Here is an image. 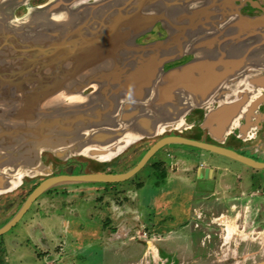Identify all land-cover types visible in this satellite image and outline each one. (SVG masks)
I'll return each mask as SVG.
<instances>
[{
  "label": "water",
  "instance_id": "1",
  "mask_svg": "<svg viewBox=\"0 0 264 264\" xmlns=\"http://www.w3.org/2000/svg\"><path fill=\"white\" fill-rule=\"evenodd\" d=\"M24 1L0 0V190L10 187V177L13 174L38 169L42 164L39 154L44 149H55L57 154L67 148L72 153L104 159L115 155L134 140L159 135L158 130L162 129V124L172 123L180 114H176L177 111L191 106L190 82L193 72L198 68L203 72L201 76L206 79L202 81L200 78L201 82L197 87L194 86V100L199 103L205 99L204 91L212 92L218 85V80L208 81V78H211L210 69L220 63L210 60L213 54L209 56L210 48L205 46L210 43L209 37L204 33L205 29L219 27L222 22L226 23L228 18L231 19L225 27L232 32V37L237 38V34L241 33L243 37H240L246 42L248 53L260 49V46L254 43L257 39L264 40V17L239 14L233 3L235 0H126L124 3L133 4V9L131 13L124 15L119 12L117 25H112L109 12L102 14L107 20L103 28V34L106 33L105 40L122 27L133 28L137 24L134 23L136 19L143 20L141 25L165 20L172 34L179 31L184 39L190 38L194 29L195 34H199L201 55L182 66L168 70L158 83V98L154 100L150 98V92L153 91L152 81L139 87L142 81L135 78L131 81L130 77L124 78L130 80L123 82L101 80L82 82L83 85L79 83L77 87H73L76 82L68 79L64 73L71 69L67 66L69 63L66 51L61 50L58 45H52L53 35L64 32L67 27L80 25L74 22L72 17L66 16L67 4L70 2L57 0L53 5L50 4V7L43 5L38 9L28 6L25 15L15 17V7ZM59 2L61 6L58 5ZM100 3L99 1L98 6ZM110 4L111 0H103L102 9L110 10ZM55 5L61 9H57ZM214 6L218 7L220 12H216ZM91 8L97 12L101 10L100 7L97 10L93 6ZM91 8L87 7L86 11ZM54 9L58 12H52L50 18L47 13ZM220 13L226 17L225 20V17L218 18ZM82 15L85 17L82 19H87L89 14ZM92 16L96 18L95 14ZM114 26L116 30L112 34ZM183 43L176 44V47L181 49ZM123 47L125 45L119 44L114 51L122 50L123 55L129 59L132 51ZM109 49L113 52L112 48ZM252 55L248 59L253 60ZM217 56L215 55L214 59ZM263 59L264 57L259 61L262 62ZM156 71L145 68L142 73L136 75L154 77ZM76 78L78 79V76ZM92 84L96 85L95 91L82 95L81 87ZM132 84L135 87L131 88ZM68 90H72L70 96ZM146 93L150 94L148 103L146 99L143 101ZM170 102L175 105L172 106ZM242 102L243 99H237L236 102L219 106L210 114V122L224 117L226 120L232 119L240 106H243ZM175 106L178 108L173 110ZM155 127H159L156 133ZM211 132L218 135L216 130L211 129ZM167 144L195 147L238 161L253 169H264V162L229 148L181 136H166L152 144L139 161L125 172L59 175L43 179L27 195L13 216L0 227V236L16 225L31 204L49 189L64 184L116 183L127 180L137 173L157 150Z\"/></svg>",
  "mask_w": 264,
  "mask_h": 264
},
{
  "label": "flooded vegetation",
  "instance_id": "2",
  "mask_svg": "<svg viewBox=\"0 0 264 264\" xmlns=\"http://www.w3.org/2000/svg\"><path fill=\"white\" fill-rule=\"evenodd\" d=\"M56 1L57 0H25L23 4L15 7L14 16L21 17L25 15L28 11V6L35 9L43 5L50 7V4L53 5ZM68 1L70 2L67 4L68 13L65 14L68 17H72L73 21L80 25L67 27L64 29V32L58 33V36L53 35L52 45H58L61 50L66 51L65 54L67 55L66 58L69 63L67 66L71 67V69L64 71V73L68 79L76 82L73 87H77L78 84L82 82L92 83L108 80L117 83L130 79L132 81V79L135 78L136 80L142 81L139 87L146 82L152 81L151 89H153V91L150 92V98L154 100L158 98V83L168 70L182 66L198 58L202 53V47L198 44L200 41L199 34L196 35L194 29L191 33V37L184 39L179 31H176L173 35L171 32L172 30L166 26L165 20H158L150 25H148L149 22L145 25H141L140 23L143 20L140 21L139 18L134 21V23L137 24L133 28L122 27V29H119L113 34L116 30V26H114L115 29H112L113 36L105 40L104 34L106 33L103 34V28L107 20L103 18L102 14L109 12L112 16V25H117L120 19L118 13L121 12L123 15L131 13L133 4L130 5L127 2L125 4L124 1L126 0H111L112 4L109 6L110 10L106 11L102 9L103 0ZM99 1L101 2L100 6H98ZM60 3L61 2H59L58 5L61 6ZM233 3L238 13L243 16L264 17V0H235ZM58 5H55L57 9H61ZM92 6L96 10L100 7L101 10L98 12L94 11L92 10L93 8H91ZM87 7L91 9L86 11ZM80 8L82 11L79 12L78 9ZM213 8L216 12H220L218 7L214 6ZM55 10L56 9L50 10L47 15L52 18V12H58ZM146 10L148 11V9ZM83 13L89 14L87 19H82ZM93 14L96 15L95 19L92 16ZM54 16L55 15H53V17ZM217 16L219 19L225 17L221 13ZM225 19L226 17L224 20ZM230 20L231 19L228 18L226 23L222 22V25H219V27L208 28L205 29L204 32L210 39V43L205 45L210 48L208 51L210 53L208 55L210 56L213 54L210 60L220 61L216 67L210 69L211 78H208V81L218 80V85L212 92L204 91L205 99H202L199 103H197V100H194V98H196L194 97V86L197 87L198 83L201 82L200 78L203 79L202 81L206 79L201 76L202 71L198 68L195 73L193 72L190 82L192 89L191 106L185 108L183 111L176 110V114L180 113L177 119L170 124L160 125L162 129L158 130L159 127H155L154 132L156 133L158 130L160 134L154 135L153 137L155 138L153 141L149 142L147 137L139 139V142L134 141L127 147L119 151L117 150L118 152L115 155L102 160L85 157L83 154L72 153L67 148L57 154L55 153V149H44L40 153V158L41 161L47 165L46 171L48 175L46 177L125 172L139 161L152 144L166 136H181L219 145L256 161L264 162V158H262L260 154L263 151L262 148H264V91L256 95V90L252 87L255 86L257 90H259L264 86V65H251L250 62L247 61L248 57L253 53H248L246 42L242 39L243 36L241 33L237 34L239 36H237V38L234 36L232 37V32L228 31L225 27ZM235 30L239 32L237 28H235ZM179 41L183 43L181 49L176 47V44L180 43ZM119 44L129 48L133 56L131 55V57L127 59L125 55H123L124 53L122 50L114 51ZM125 47L123 48L125 49ZM109 48H112L113 52ZM119 52L122 54L120 55ZM247 53L249 54L248 56ZM134 54H137V56ZM139 54H143V56ZM215 55L218 56L214 59ZM243 56L244 58H242ZM232 57H235V59H232ZM232 60L234 61L232 62ZM145 68L149 71H151V68L152 70H157L156 75L152 74L154 77L145 74L141 76L136 75L137 73H142ZM76 76H78V79ZM128 77H130V79H124ZM133 87L135 86L132 84L131 88ZM81 89L82 95L93 93L96 89V85L92 84L83 88L81 87ZM71 92L72 90H68V96L71 95ZM150 94L146 93L143 101L146 99L145 101L147 102ZM200 96H202V94H200ZM237 99H243V106H240L232 119L226 120L224 117L210 122L209 116L216 108L224 104L236 102ZM169 104H172V106L175 105L174 102H170ZM172 106H169V108ZM177 108L178 107L175 106L173 110ZM211 129L218 131V135L212 133ZM179 145L180 144H167L161 147L156 151H161L160 157L154 159L150 163L152 173L155 175L154 185L157 193L159 195H179L178 193L191 191L193 194L201 193L205 196L217 194L219 187H216V185L219 182L218 180L223 178L222 175L225 176L227 167L207 161V157L203 156V153L199 151L202 149L192 147L197 151L193 149L185 150L178 147ZM65 153L66 155L64 156ZM154 154L148 159L145 165L148 164ZM137 156L138 159L134 164L124 168L125 170H120ZM179 159H183L181 160L183 162L193 164L195 162L194 160L199 162L195 168L194 166L190 168L192 179L189 183L191 186H183L181 183L178 184V180L182 178L173 175L179 168ZM170 171L173 173L171 174L173 176L169 175ZM137 173L131 178H134ZM46 177L41 178L40 181ZM168 178L172 179L169 180ZM204 181H210L209 185L202 187ZM39 182L32 185L26 195H28ZM90 183H100V185L110 184V186L114 184L102 182ZM76 184L84 185L86 183ZM137 184L139 185L137 187H141L143 182L141 183L138 181ZM59 188L62 193L65 192L64 190L66 187L61 186ZM54 189L56 188H51L48 191H54ZM95 189L100 192L103 187H95ZM83 190L84 189L80 188L77 193L80 194ZM239 194H242V192ZM98 197L100 196L98 195ZM238 199H241V197L234 198V200ZM218 200V198L214 200V209L215 206H217L218 213H227V215L232 216L231 213H229L230 211L235 215L236 204L226 203L222 198L220 201L221 205H216ZM195 203L197 204L196 199L194 202H191L190 208L187 207V211H185L183 203H179L175 206V214H171L166 218L161 216L160 219H158V221H162V224L166 226L161 228V233L164 235L156 251L159 261L158 264H263L261 259L264 245L262 244L261 236L257 234L258 228L249 232L250 234L244 235L241 233L243 229H241V227L244 226L246 228L251 225L249 219H246L248 221H244L245 223L237 219L235 223L234 219L229 217L233 222L232 224H234L238 230L236 233H240L237 237L226 235V224L217 225L216 223H210L211 221L201 224V226L208 227L209 229V233L203 235L195 229L198 225L194 222ZM253 205L254 204H252V206ZM96 209L99 210V207ZM170 210L171 208H165V211ZM96 213L98 214V212ZM152 220L155 219L152 218ZM253 221L254 224H252V226L258 227L260 225L261 215H256ZM175 227L176 229H174ZM245 228L243 230L247 232ZM178 231L183 233V240L175 239L176 235L179 233ZM206 239L209 243L207 250L202 249L200 245V243L204 242ZM239 258H241V260ZM141 259L143 260V257L138 258L135 263L151 264L153 255L152 258H149L147 261H142Z\"/></svg>",
  "mask_w": 264,
  "mask_h": 264
},
{
  "label": "rangeland",
  "instance_id": "3",
  "mask_svg": "<svg viewBox=\"0 0 264 264\" xmlns=\"http://www.w3.org/2000/svg\"><path fill=\"white\" fill-rule=\"evenodd\" d=\"M254 43L260 49L253 52V60L249 58L247 61L251 65H264V59L259 61L264 57V40L257 39ZM252 87L256 90V95L264 91V86L259 90ZM154 138L147 137L149 142ZM134 141L139 142V139ZM178 147L197 151L186 145ZM262 150L260 154L264 158V148ZM199 151L210 163L227 167L225 176L222 175L223 178L216 185L219 187L217 194L205 196L188 191L178 193L179 195H159L154 185L155 175L150 167V163L161 155V151L156 152L134 178L116 182L112 186L75 183L58 185L54 191L45 192L32 203L16 225L0 236V264H137L135 261L138 258L143 257L141 260L147 261L152 255L154 261L151 259V264H158L156 251L164 235L161 228L166 227L158 219L175 214V206L179 203H183L187 211V207L190 208L195 199L197 204H194V222L199 226L194 228L200 234L209 233L208 227L201 224L211 221L210 223L217 225L226 224V235L237 237L240 233H236L238 230L230 218L235 223L237 219L242 223L249 219L251 225L241 227L248 233L243 229L241 233L250 234L249 232L258 228L257 234L261 236L264 245V169H253L227 157ZM137 159L138 156L134 157L126 166L118 169L125 170L124 168L134 164ZM181 160L183 159L178 161L179 168L176 173L170 171L169 175L180 176L182 179L178 180V184L191 186L190 168H195L199 162L194 160L193 164ZM41 162L40 167L32 169V172L13 174L10 177V187L0 190V227L19 209L30 187L48 175L47 165ZM138 181L143 182L141 187H137ZM209 183L210 181H204L202 187ZM61 186L66 187L65 194L59 188ZM95 187L103 189L99 192ZM80 188L84 190L79 194L77 191ZM237 197L241 199L234 200ZM215 198L219 199L216 205H221L222 198L226 203L236 204L235 215L230 211L232 216L218 213L217 206L214 209ZM95 207H99V210ZM165 208L171 210L165 211ZM258 214L261 215L260 225L252 226L253 218ZM182 236L183 233L179 232L175 239L183 240ZM208 244L207 239L200 243L202 249L206 250ZM261 261L264 264V246Z\"/></svg>",
  "mask_w": 264,
  "mask_h": 264
},
{
  "label": "crops",
  "instance_id": "4",
  "mask_svg": "<svg viewBox=\"0 0 264 264\" xmlns=\"http://www.w3.org/2000/svg\"><path fill=\"white\" fill-rule=\"evenodd\" d=\"M202 73H203V72H202ZM202 73H201V74H202ZM45 242H46V241H45ZM2 245H3V244H2ZM15 246H16V244H15ZM3 248L5 249V248H6V246H3ZM4 251H5V250H4ZM36 259L38 260V259H39V257L37 256V257H36ZM17 261H18V260H17ZM5 262H7V260H6Z\"/></svg>",
  "mask_w": 264,
  "mask_h": 264
},
{
  "label": "bare ground",
  "instance_id": "5",
  "mask_svg": "<svg viewBox=\"0 0 264 264\" xmlns=\"http://www.w3.org/2000/svg\"><path fill=\"white\" fill-rule=\"evenodd\" d=\"M132 6H133V5H132ZM128 9H129V8H128ZM128 9H127V10H128ZM87 28H88V27H87ZM66 44H67V43H66ZM65 46H66V45H65ZM71 49H72V48H71ZM193 91H194V90H193Z\"/></svg>",
  "mask_w": 264,
  "mask_h": 264
}]
</instances>
